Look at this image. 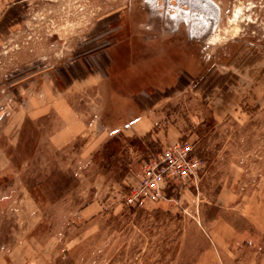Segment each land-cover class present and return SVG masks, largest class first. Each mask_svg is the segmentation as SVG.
<instances>
[{
    "label": "rangeland",
    "instance_id": "obj_1",
    "mask_svg": "<svg viewBox=\"0 0 264 264\" xmlns=\"http://www.w3.org/2000/svg\"><path fill=\"white\" fill-rule=\"evenodd\" d=\"M212 1L220 20L205 28L162 2L0 0V99L27 115L0 136V180L34 200L4 219L10 264H264V0ZM135 102L150 132L118 133L116 153L94 159L93 122L120 124ZM67 106L91 130L57 148ZM185 143L196 173L129 205L151 161Z\"/></svg>",
    "mask_w": 264,
    "mask_h": 264
},
{
    "label": "crops",
    "instance_id": "obj_2",
    "mask_svg": "<svg viewBox=\"0 0 264 264\" xmlns=\"http://www.w3.org/2000/svg\"><path fill=\"white\" fill-rule=\"evenodd\" d=\"M229 93V92H227ZM231 94H234L231 92ZM228 94L223 93L221 96L220 104L218 105V110L221 109H230L232 104H230L225 98ZM136 107H131L130 119L125 120L124 122H117V119L111 117H100L99 120L93 122L92 126L97 127L96 131L92 134V140L88 142V147L92 145L91 150H96L100 148L101 145H104L110 138L114 137L116 134L121 133L126 137L132 136H143L146 133L150 132L152 123L147 124L143 122V114H138L137 102H135ZM216 108V109H217ZM70 106H67V110H64L65 114L62 116L63 125L61 128L54 132L51 137L52 144L59 148L63 147L78 136H82L86 131L91 130V124L88 123L86 119L79 117L74 113V111L69 113ZM219 112V111H218ZM221 112V111H220ZM217 112H215L216 114ZM26 112L23 108L16 109L12 107V100L10 96H6L0 99V136L4 135L9 137L11 142L12 133L17 132L16 135L20 133L22 126L26 120ZM17 130V131H16ZM15 135V134H14ZM100 138L101 140L98 143L94 144L95 138ZM160 138V137H159ZM163 142V141H162ZM11 163L8 158V151L0 146V172L6 171L10 168ZM3 178V177H0ZM18 187L17 191H14V187ZM24 187V186H23ZM22 192V193H21ZM27 202L30 206L33 207L34 200H30L27 196L26 188L20 187V184L17 182L11 183L9 180L1 179L0 180V264H10V258L12 252L16 250V245H11L10 238H7V233L9 234L10 227L9 224L4 221L5 218H10L11 212L10 209L15 203ZM155 202V201H152ZM18 215H14L17 218H27L35 215V210H32L34 213L27 214L25 210L21 208L17 211ZM21 212L22 215H21ZM7 228V230H6ZM25 230V223H24Z\"/></svg>",
    "mask_w": 264,
    "mask_h": 264
},
{
    "label": "built area",
    "instance_id": "obj_3",
    "mask_svg": "<svg viewBox=\"0 0 264 264\" xmlns=\"http://www.w3.org/2000/svg\"><path fill=\"white\" fill-rule=\"evenodd\" d=\"M192 147L177 144L163 150L158 159L151 161L146 173L136 186H132L127 203L135 207H144L148 200L156 201L162 197L168 181L186 180L194 175L201 161L189 158Z\"/></svg>",
    "mask_w": 264,
    "mask_h": 264
},
{
    "label": "bare ground",
    "instance_id": "obj_4",
    "mask_svg": "<svg viewBox=\"0 0 264 264\" xmlns=\"http://www.w3.org/2000/svg\"><path fill=\"white\" fill-rule=\"evenodd\" d=\"M171 1L172 0L169 1V5L172 6ZM188 2L190 3L189 7L186 4L182 5L183 3L182 1H181V5L177 6L176 2L174 1L175 3L174 7L177 8L178 12H180L181 10H186V11H189V13L192 15H199V17H201L203 20L207 21L204 24H200L201 26L205 28L209 27L210 22L208 21L210 20L216 23L218 22L219 15H220V9H219V12H217L214 6L215 3L212 0H208V2L207 1L205 2V0H189ZM168 8L170 9V7ZM217 37H218V34L215 33L213 36H211V40L214 41V39H216Z\"/></svg>",
    "mask_w": 264,
    "mask_h": 264
},
{
    "label": "trees",
    "instance_id": "obj_5",
    "mask_svg": "<svg viewBox=\"0 0 264 264\" xmlns=\"http://www.w3.org/2000/svg\"><path fill=\"white\" fill-rule=\"evenodd\" d=\"M149 136V134L147 135ZM120 143V139L117 136H114L112 138H110L105 145L103 146V148H101L99 151H97L94 155V159L97 158L98 156L102 155V152H105L106 156H110L113 153H116V151L118 150L117 144Z\"/></svg>",
    "mask_w": 264,
    "mask_h": 264
},
{
    "label": "water",
    "instance_id": "obj_6",
    "mask_svg": "<svg viewBox=\"0 0 264 264\" xmlns=\"http://www.w3.org/2000/svg\"><path fill=\"white\" fill-rule=\"evenodd\" d=\"M158 1L159 0H145V3L146 4H148V5H150V6H153V8H156L157 7V5H158ZM169 1L170 0H161V2L163 3V4H167V6L168 7H172L171 5H169ZM175 2H176V5L177 6H179V5H181V1L183 2L182 3V5L183 4H186L188 7H189V5H190V3L187 1V0H174ZM208 2V0H205V2ZM202 2V1H201ZM214 6H215V8H216V10H217V12H219V10H218V7L214 4ZM171 9H176V8H174V6L171 8ZM184 13H186V12H184ZM186 16H187V14H186ZM172 19H174L173 17H171Z\"/></svg>",
    "mask_w": 264,
    "mask_h": 264
},
{
    "label": "flooded vegetation",
    "instance_id": "obj_7",
    "mask_svg": "<svg viewBox=\"0 0 264 264\" xmlns=\"http://www.w3.org/2000/svg\"><path fill=\"white\" fill-rule=\"evenodd\" d=\"M160 4H161V0L158 1V5H157L156 8H153V6H150V5H148V4H147V5L150 7L151 10H153V11L156 10L157 12H161V10H160L161 8L159 7ZM170 10H171L173 13H175V14H176V12H177V8H176V9H171V8H170ZM165 11H166V8H165ZM166 12H167V11H166ZM167 13H168V12H167ZM220 15H221V14H220ZM220 15H219V20H220ZM185 16H186V15H185ZM185 16H184V17H185ZM219 20H218V21H219ZM172 21L174 22L175 27H176L177 30H179V28H181L182 25L185 24L184 21L179 22V24H178L174 19H172Z\"/></svg>",
    "mask_w": 264,
    "mask_h": 264
}]
</instances>
